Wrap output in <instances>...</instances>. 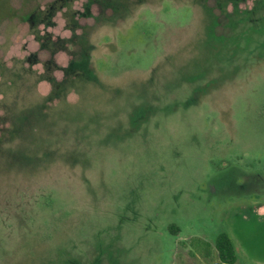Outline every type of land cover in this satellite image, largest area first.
I'll return each mask as SVG.
<instances>
[{"label": "rangeland", "instance_id": "1", "mask_svg": "<svg viewBox=\"0 0 264 264\" xmlns=\"http://www.w3.org/2000/svg\"><path fill=\"white\" fill-rule=\"evenodd\" d=\"M264 264V0H0V264Z\"/></svg>", "mask_w": 264, "mask_h": 264}, {"label": "trees", "instance_id": "2", "mask_svg": "<svg viewBox=\"0 0 264 264\" xmlns=\"http://www.w3.org/2000/svg\"><path fill=\"white\" fill-rule=\"evenodd\" d=\"M216 249L220 260L227 264L235 261V249L232 241L225 234H221L216 241Z\"/></svg>", "mask_w": 264, "mask_h": 264}]
</instances>
